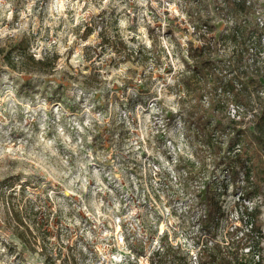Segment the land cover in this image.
<instances>
[{
	"label": "rangeland",
	"instance_id": "374dc122",
	"mask_svg": "<svg viewBox=\"0 0 264 264\" xmlns=\"http://www.w3.org/2000/svg\"><path fill=\"white\" fill-rule=\"evenodd\" d=\"M253 2L0 0V264H217L229 245L247 252L231 231L251 232L239 213L247 204L264 232V180L244 200L225 163L238 150L231 104L248 122L264 97V39L242 52L246 30L264 20V0ZM203 24L211 57L233 70L224 81L244 83L237 102L220 103L208 86L198 101L190 50L205 42ZM210 121L223 123L212 142L200 127ZM216 177L224 214L209 224L205 191ZM251 245L264 254V239Z\"/></svg>",
	"mask_w": 264,
	"mask_h": 264
},
{
	"label": "trees",
	"instance_id": "16d2710c",
	"mask_svg": "<svg viewBox=\"0 0 264 264\" xmlns=\"http://www.w3.org/2000/svg\"><path fill=\"white\" fill-rule=\"evenodd\" d=\"M192 19L195 22H198V24H202L201 17H192ZM194 26L195 29H197V24H194ZM240 27L241 24H237L232 28V36L235 39L237 37H241L243 27ZM211 28H213V26ZM246 31L248 36L244 38V42L245 44L248 42V45L247 48L242 50V52L249 51V48L253 44L255 47H257V44L261 45L262 41L261 32H258L257 27L256 29L249 27ZM200 36L204 37L205 42L201 46L196 47H194L191 43L192 48L190 50L191 58L195 63V68L191 71V77L197 82V84L201 85L198 86L200 96L198 101L203 99V92L208 89V86L209 89H213L216 93L220 91L219 94L217 93L218 96H221L219 99L220 103H224L225 101L226 103L237 102L240 96L234 91L239 88V83L241 86L244 85V83L239 80V74L235 76L233 75V77L230 78V81L226 83L224 81V73H233V70L229 67L230 71H227L224 68V63L211 57V53L208 50L214 46V36L207 37L206 34H202ZM102 41L103 43L107 42L109 47L116 51H122L126 48V44L123 40L115 38L111 39L109 37L106 38V36L103 35ZM31 59L34 63L40 65L41 69L48 68L49 58L44 57L35 60V58L31 56ZM226 66H228V64H226ZM261 71L262 68H257L256 74ZM201 81L203 83H201ZM258 93H260L259 90ZM257 98L256 112H254L253 117L249 119L248 122H245V116H240L236 119L227 115V118L229 119L228 127L231 130L229 131V134H227L230 136V148H232V150H238L233 153V160H229L225 163V168L231 172L230 178L233 180L232 183L235 186V189L240 188V196H242V199L244 200H250L253 195L260 193L262 190V181L264 180V97L259 96L258 94ZM209 105H211L213 109H216L217 107L212 105L211 100H209ZM212 123L213 122L210 121L208 125L205 123L200 124L201 131L206 135V137H208L209 142L215 140L214 130L217 131L219 126L223 125V123ZM232 150H229L230 153ZM251 167L256 169L255 174H251ZM225 168L223 170H225ZM218 181V177L213 179L211 183L207 185L205 191V205L207 207V212L204 214V218L201 219L209 224L220 220L224 214V210L222 209L219 200L211 192L213 191L211 188L214 186L216 187V182ZM239 213L240 219L249 223L252 230H250L251 232L249 233L244 232L242 231V227L238 225L232 229L230 237L231 240H234L238 245H241V249H247V252L239 254V248L235 251L230 250V241H228L227 245L229 246L225 248L224 256L220 259V263L217 264H264L262 250H253L254 246L251 245V240L258 242V240L260 241L264 239L263 229H259L258 227V215H256V208H250L247 204H243V206L240 207ZM11 214L13 215V219L16 221L17 228H20L22 222L20 212L13 207ZM254 231L256 234H254ZM16 236L23 242L27 241L25 231L19 232ZM204 248L212 249L213 246L205 245ZM156 253L160 255L162 251L157 250ZM256 254H259L260 256L258 259L256 258ZM247 255H250L251 258H248ZM151 264H155L154 260L151 261ZM208 264H214V260L212 263Z\"/></svg>",
	"mask_w": 264,
	"mask_h": 264
},
{
	"label": "built area",
	"instance_id": "2783aa9c",
	"mask_svg": "<svg viewBox=\"0 0 264 264\" xmlns=\"http://www.w3.org/2000/svg\"><path fill=\"white\" fill-rule=\"evenodd\" d=\"M235 2H237V3H242V5H244V6H248V7H253V5H254V2H253V0H234ZM260 11V9L259 8H257V13ZM257 21H258V23H257V25L259 26V27H261L262 29H261V36H262V39H264V20H263V18L261 17V16H257ZM193 31H194V33H196L197 32V29H195V26L193 25ZM201 32L203 33V34H207V32L208 33H210V30L208 29V26H207V24H203L202 26H201ZM201 34V33H200ZM239 105H234V104H231V106H230V111H229V113H230V115L233 117V118H236V119H238L239 117H240V113H239ZM254 114V113H253ZM253 114H251V118L253 117ZM264 256V254H263V252H262V257ZM260 256H259V254H256V258L258 259ZM264 258V257H263ZM140 262H141V264H150L149 263V261H148V259L147 258H145L144 256H141V258H140Z\"/></svg>",
	"mask_w": 264,
	"mask_h": 264
}]
</instances>
